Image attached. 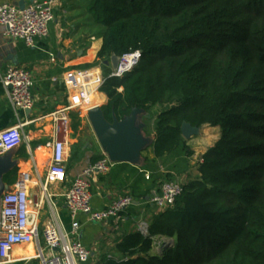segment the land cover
Masks as SVG:
<instances>
[{
    "label": "trees",
    "instance_id": "obj_1",
    "mask_svg": "<svg viewBox=\"0 0 264 264\" xmlns=\"http://www.w3.org/2000/svg\"><path fill=\"white\" fill-rule=\"evenodd\" d=\"M86 11L103 32L85 67L142 54L124 76L107 72L100 89L108 121L136 108L154 128V158L129 197H150L189 172L195 152L183 123L221 130L174 205L145 232L123 234L115 257L99 264H264V0H86ZM17 176L15 168L5 183ZM160 237L174 244L155 243Z\"/></svg>",
    "mask_w": 264,
    "mask_h": 264
},
{
    "label": "crops",
    "instance_id": "obj_2",
    "mask_svg": "<svg viewBox=\"0 0 264 264\" xmlns=\"http://www.w3.org/2000/svg\"><path fill=\"white\" fill-rule=\"evenodd\" d=\"M36 1L0 0V4L10 3L24 7ZM94 28L93 20L86 11V0H57L55 19L50 25L49 36L38 39L33 48H29L22 40L7 38L4 35L5 28L0 26V74L5 73L10 67H20L30 72L34 82L32 93L35 102L29 113L16 112L0 85V132L24 124L21 129L24 143L13 149L15 150L14 160L18 161L16 167L18 176L22 172H29L32 175L31 193L35 199H41L45 177L51 162V144L55 139L60 138L51 115L66 107L71 95L78 88L85 87L91 93L90 102L86 108L74 109L69 113L71 133L67 179L63 183L50 185L48 188V195H51L57 205L64 227L69 231L72 228V220L66 210L65 193L72 181L82 176L87 166L107 156L97 140L88 113L96 108L103 111V107L107 105L108 97L100 89L106 80V73L110 72L111 77L114 70L106 63L85 67L94 63L102 45V36H97ZM74 115H77V119H74ZM114 116L116 115H113L112 121H107L113 123ZM139 121L140 124L145 125L142 130L145 138L152 139L154 143V128L152 122L149 123L146 112L140 115ZM74 123H79L77 130L73 129ZM191 142L194 143L193 140H187L188 145L195 152L192 158L200 157L198 162H201L206 152L200 153L201 156H199L197 147H194ZM153 143L140 152L141 159L137 164L111 161L113 166L109 173H94L86 177L90 184L93 209L106 210L116 199L131 193L133 184L143 173L145 158H154ZM73 151L76 152V157L71 158ZM191 159L189 172L177 176L176 181L185 183L187 179L192 178L191 169L194 163ZM158 162L161 164V161ZM161 169L163 170V167ZM197 174L199 177L198 171ZM149 175V172L145 174L146 179ZM15 184L9 185L12 190ZM47 200L45 199L44 211L40 218V229L49 220L45 213L49 208ZM134 201L139 203L133 204L121 212L117 218L104 223L92 222L86 214L78 216L77 221L80 224L78 239L92 251L91 264H99L105 255L115 257V245L123 234L135 230L143 232L142 228L145 229L144 231L147 230L149 219L158 210L144 198ZM157 240L171 242V239L166 237H160ZM28 249L33 250L32 247H27L25 251ZM160 250V247L155 248L156 252Z\"/></svg>",
    "mask_w": 264,
    "mask_h": 264
},
{
    "label": "built area",
    "instance_id": "obj_3",
    "mask_svg": "<svg viewBox=\"0 0 264 264\" xmlns=\"http://www.w3.org/2000/svg\"><path fill=\"white\" fill-rule=\"evenodd\" d=\"M57 0H37L23 8L10 3L0 4V26L5 28L4 35L12 40H22L29 48L36 45L38 39L49 36L50 25L55 19ZM141 51L125 54L120 58L118 67L111 77H122L131 72L141 60ZM0 85L4 89L12 108L27 111L34 107L32 88L34 82L29 71L20 67H10L0 74ZM76 85V83H75ZM91 93L85 87L74 91L69 104L51 117L56 123L60 138L52 144L51 162L42 189L41 199L31 193L33 184L29 172L19 174L11 192L2 197L0 213V264H91L92 251L78 239L80 224L77 218L81 214L89 216L90 221L104 223L117 218L121 212L131 207L134 200L129 196L116 199L106 210L92 207L90 184L86 177L98 173L110 172L113 163L106 156L87 166L82 176L72 181L64 195L66 210L72 220L71 230H66L57 205L48 195L50 185L63 183L67 179V163L70 149L71 120L69 113L74 109L86 108ZM24 124L10 127L0 132V156L24 143L21 129ZM183 192L180 181H165L156 196L149 203L158 211L173 206ZM48 202L50 216L40 229V218ZM32 246L33 255L25 250Z\"/></svg>",
    "mask_w": 264,
    "mask_h": 264
},
{
    "label": "water",
    "instance_id": "obj_4",
    "mask_svg": "<svg viewBox=\"0 0 264 264\" xmlns=\"http://www.w3.org/2000/svg\"><path fill=\"white\" fill-rule=\"evenodd\" d=\"M20 7L23 8V6ZM119 61L120 58L114 55L110 61L105 63L116 70ZM25 112L29 113L31 110ZM144 113L145 111L134 108L131 114L121 121L114 116L113 123L107 121L100 108L93 109L88 113L97 140L110 161L129 162L131 164L140 162V152L153 143V140L145 138L142 132L145 125L140 124L139 120L140 115ZM199 132L200 128L192 127L189 123H183L181 127V133L186 140L199 135ZM14 151H9L0 156V213L2 197L12 191V188L5 183L4 178L17 167L18 161L14 160ZM156 194V192H153L152 196L144 199L149 202L150 198L156 196ZM138 203L134 201V204ZM167 244L173 245L174 242L171 240Z\"/></svg>",
    "mask_w": 264,
    "mask_h": 264
},
{
    "label": "rangeland",
    "instance_id": "obj_5",
    "mask_svg": "<svg viewBox=\"0 0 264 264\" xmlns=\"http://www.w3.org/2000/svg\"><path fill=\"white\" fill-rule=\"evenodd\" d=\"M95 34L97 36H102V32L103 29L101 27H99L98 25H95ZM200 132L199 135H197L196 137H193L190 139L193 140L194 143L191 142V144H193L194 147H197V151L199 152V156H201V154L203 152H207L211 147H213L215 145V143L217 142V139H219V132L221 134V130L219 128H215V127H209V126H203L200 128ZM201 153V154H200ZM200 157H197L196 159H191L193 161V169H191V174H192V178L191 179H196V177H198L197 171H198V166H199V162L198 160ZM202 161V160H201ZM158 210V209H157ZM47 216H50V210L49 208L46 209ZM143 232H145L144 228ZM160 242L159 240H156L155 243ZM25 254H33V250L28 249L27 251L24 252Z\"/></svg>",
    "mask_w": 264,
    "mask_h": 264
},
{
    "label": "bare ground",
    "instance_id": "obj_6",
    "mask_svg": "<svg viewBox=\"0 0 264 264\" xmlns=\"http://www.w3.org/2000/svg\"><path fill=\"white\" fill-rule=\"evenodd\" d=\"M28 247H32V246H28ZM33 254H31V255H28V256H32Z\"/></svg>",
    "mask_w": 264,
    "mask_h": 264
}]
</instances>
